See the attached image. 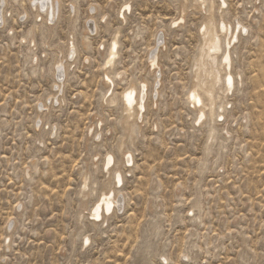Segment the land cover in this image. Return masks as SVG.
<instances>
[{
    "label": "rangeland",
    "instance_id": "obj_1",
    "mask_svg": "<svg viewBox=\"0 0 264 264\" xmlns=\"http://www.w3.org/2000/svg\"><path fill=\"white\" fill-rule=\"evenodd\" d=\"M213 1L217 22L225 1L226 22L247 32L232 49V91L216 95L214 117L206 108L200 124L206 100L194 106L188 94L208 7L57 0L50 22L20 0L23 22L13 0H0V264H264V0ZM183 4L185 21L176 27ZM116 31L120 55L109 91L106 51ZM158 34L167 48L155 99L148 58ZM70 39L78 54L67 67L62 104L53 100V51ZM139 82L148 84L147 110L130 135L123 93ZM121 140L132 166L124 164ZM108 154L114 164L106 172ZM105 187L125 204L94 222L90 213Z\"/></svg>",
    "mask_w": 264,
    "mask_h": 264
},
{
    "label": "bare ground",
    "instance_id": "obj_2",
    "mask_svg": "<svg viewBox=\"0 0 264 264\" xmlns=\"http://www.w3.org/2000/svg\"><path fill=\"white\" fill-rule=\"evenodd\" d=\"M12 4L14 9L18 14V18L20 21L26 20L27 12L24 10V6L20 4V0H13ZM30 7L33 10H36L39 14H44L45 18L50 22H54L59 14L60 4L57 0H28ZM6 3V0H4ZM196 7L205 10L208 7L207 13L204 22L202 23L203 30L201 32L203 41L200 45L199 53L195 59V79L196 82L192 84L189 89V96L191 100V104L194 106H200L202 104V100L205 99L206 105L203 106L199 112L198 122L203 124V122L207 119L206 116V108H208V113L210 118H213L216 112L217 101L216 95L223 91L224 93H229L232 91L234 87V79L232 75L229 73V69L231 68L232 62V49L238 44L240 37L243 33L247 32V28L242 25V23L238 22L237 26L233 28L226 22L224 17L223 10L226 8V2L222 1L221 5L218 6L219 12L221 15L219 16L220 22H217L216 14H215V3L213 0H195ZM72 11L75 12L74 5L72 4ZM185 5L183 4L182 15L174 22V26H179L181 23H184L185 19L183 14L185 13ZM128 11L130 12V4H126L122 10H120V17L122 16V12ZM2 13V11H1ZM92 14V12H90ZM121 18H124L122 16ZM3 22L5 23V19L3 18ZM87 24L88 29L86 31L90 34L96 31L94 30V25L92 21H89ZM92 24V25H91ZM97 28V26H95ZM71 35L74 36L73 28H71ZM120 31H116L108 45L106 51V65L109 66L110 71L106 72V84L109 88V91L112 89V70L111 68L117 64L120 52ZM200 35V34H199ZM89 37L88 33L84 37L87 40ZM34 41L31 40V44ZM224 43V44H223ZM104 48V46L102 47ZM166 38L165 36L156 35L155 37V47L151 50L148 58V65L151 73L155 75L154 87L152 90V94H154V98L158 99L160 95V89L162 87V72L160 67V53L166 51ZM224 53L220 56V53L223 51ZM54 60L53 67L51 69V73L56 80H54V88L57 89V93L53 95V100L56 102H60L63 96V87H64V79L67 76V67L70 61L75 62L77 58V48L74 42V39H70L65 50L61 47H56L54 49ZM85 60V59H84ZM32 62L34 64L38 63V58H32ZM231 70V69H230ZM129 87L123 93V108L125 111L124 122L127 126L126 133L132 135L134 133L133 128H135L136 122L144 119V115L146 113V105L148 99V84L144 82H139L138 84H130ZM64 100H62V104ZM111 103H115L114 99ZM224 104H222L223 106ZM43 107V106H42ZM44 108V107H43ZM224 108V107H223ZM220 109V108H219ZM225 110V109H224ZM223 114V113H222ZM221 114V116H222ZM217 115V114H216ZM219 116V115H218ZM218 118V117H217ZM38 119L40 122L43 121V116L39 115ZM198 125V124H197ZM100 126L102 127V122H98V130H100ZM56 128H54L55 130ZM92 130L94 128H90V134H92ZM89 133V132H88ZM54 135V134H52ZM210 140L214 135L213 129L210 132ZM100 136L102 134H96V138L100 140ZM210 140H208V144H210ZM124 140L120 141L119 150L121 155L124 154V164L128 166H132L134 163V159L131 153H124ZM122 159V157H121ZM105 161V160H104ZM114 164L113 155L108 154L107 159L104 163V170L109 172ZM117 171V170H116ZM121 172V171H120ZM109 175V174H108ZM88 179L85 178L84 187L87 186ZM112 182V181H110ZM122 176L118 172H116V176L114 179V186L120 187L122 186ZM108 186V185H107ZM102 197L98 201V203L94 206L90 213V218L94 222H100L102 220L103 215L108 217L114 211L124 206V198L120 192H116L115 189H109L105 187L102 190ZM82 197L85 196V193L82 189ZM84 198V197H83ZM192 212V210H190ZM108 221V220H107ZM10 229H13L11 226ZM10 232V230H8ZM7 239V238H6ZM88 244L90 245V239L86 238L84 240V248H87ZM10 248H8L9 250Z\"/></svg>",
    "mask_w": 264,
    "mask_h": 264
}]
</instances>
